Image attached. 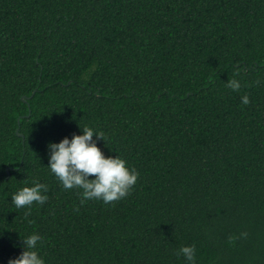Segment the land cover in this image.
I'll return each instance as SVG.
<instances>
[{"label":"trees","instance_id":"16d2710c","mask_svg":"<svg viewBox=\"0 0 264 264\" xmlns=\"http://www.w3.org/2000/svg\"><path fill=\"white\" fill-rule=\"evenodd\" d=\"M85 126L139 173L123 199L47 167ZM33 233L46 264H264V0H0V264Z\"/></svg>","mask_w":264,"mask_h":264},{"label":"clouds","instance_id":"9594fccd","mask_svg":"<svg viewBox=\"0 0 264 264\" xmlns=\"http://www.w3.org/2000/svg\"><path fill=\"white\" fill-rule=\"evenodd\" d=\"M227 87L239 91L241 83L237 79L227 81ZM243 104L249 97H241ZM81 128V127H80ZM81 134L65 136L59 142H50L47 167L58 179L63 189H82L81 204L87 200H101L105 204L126 197L135 186L139 173L127 166V161L119 155L106 156L97 141L104 135L91 127L81 128ZM92 177V178H89ZM47 186L33 181L32 186H24L11 195V202L17 209L36 204L43 205L48 197ZM30 214V213H28ZM246 236L247 233H241ZM41 240L38 233L22 239L23 250L18 257L10 258L8 264H46L37 250ZM195 246H182L177 255H183L187 264H195Z\"/></svg>","mask_w":264,"mask_h":264},{"label":"water","instance_id":"95a60500","mask_svg":"<svg viewBox=\"0 0 264 264\" xmlns=\"http://www.w3.org/2000/svg\"><path fill=\"white\" fill-rule=\"evenodd\" d=\"M18 134H20V133H18ZM21 135V134H20Z\"/></svg>","mask_w":264,"mask_h":264}]
</instances>
